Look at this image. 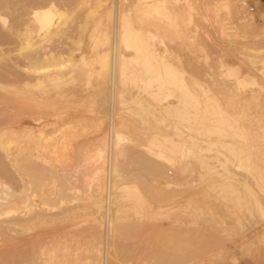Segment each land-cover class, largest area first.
<instances>
[{"label": "rangeland", "instance_id": "rangeland-1", "mask_svg": "<svg viewBox=\"0 0 264 264\" xmlns=\"http://www.w3.org/2000/svg\"><path fill=\"white\" fill-rule=\"evenodd\" d=\"M32 5L16 15L50 13L48 33L0 15V203L44 217L0 230V252L19 237L32 264H264V0ZM38 46L52 63L29 96Z\"/></svg>", "mask_w": 264, "mask_h": 264}, {"label": "bare ground", "instance_id": "bare-ground-1", "mask_svg": "<svg viewBox=\"0 0 264 264\" xmlns=\"http://www.w3.org/2000/svg\"><path fill=\"white\" fill-rule=\"evenodd\" d=\"M30 1L33 4L31 8H41V7L47 6L48 4L52 3V1H55V0H40V1H38V0H30ZM47 9H48V7H47ZM1 14H6V15H9V16H12L13 23L11 25H9V27L6 28V29H7V31L10 34L16 35V37H18V38L20 37L21 32L23 31V30H21V27H23V26H25V28H27V27H30L31 25L34 24V25L37 26L39 32H47V33H48L50 27H52V22H53L52 21L53 20L52 17L53 16L50 15V13H47L45 11L41 12V13H38V12L36 13L34 11H32L30 13L29 12L26 13V12L22 11L21 13H17V15H16L15 0H0V15ZM24 16H26V18H23ZM27 16H31V17L28 18ZM60 18L61 17L59 16V19ZM59 25H60V22H57L55 24V30L58 29ZM4 26H6V25H4ZM124 28L125 27L123 26V29ZM24 31H26V29ZM24 34H26V33L24 32ZM44 37H46V36L44 35ZM35 38L37 39L39 44H40V42H42L44 40L43 37H41V35H39V34H36ZM24 42L27 43V40L24 41ZM27 44H29V43H27ZM135 44H137V43H135ZM22 45H23V43H22ZM31 46H33V45H31ZM31 46L28 45V49ZM41 47H43V45H41ZM41 47L38 46V47L34 48L33 50H29L28 52H26V54L23 55V58H22L25 61L24 64H23L24 65V72H25L24 78L28 80L27 83H25L23 85V89L25 90L24 91L25 93H29V96L31 95L30 94L31 93V89H35L36 88L38 90L39 89L43 90L41 88H43V86L45 84V79H47V74L45 72V69H46V66L48 67V65L50 64L51 61L48 58H51V57L46 58L47 53L43 51V48L45 47V44H44L43 48H41ZM112 48L113 49H112V54H111V60H110V62L108 64V67L104 68V71L100 74L101 76L102 75L103 76L100 77V80L98 81V83L96 85V88H99L101 90V92H103V93H104V91L106 89V84L107 83H110V86L112 88V86L114 84V81H115V78H116V76L118 74V71L120 70L119 67H118L117 60H116V55H115L116 53H115V49H114L115 47L113 46ZM48 62H49V64L47 65ZM106 74H107L108 79L104 80L103 77H105ZM51 79H54V78H51ZM49 82H51V80H49ZM60 82H61V80H60ZM45 85L47 86V84H45ZM12 90L15 91V89H12ZM43 91H44V93L46 92V90H43ZM37 121H39V120H37ZM37 124H39V123H37ZM216 129H218V128H216ZM196 137L198 138V136H196ZM205 140H207V139H204V141ZM195 141H196V139H195ZM32 146H33V144H32ZM34 148L37 149L36 147H34ZM180 152L182 153V151H180ZM137 160L145 168H148L150 170H160V169H157L155 165L151 164L148 161H145V160L140 159V158L137 159ZM157 173H158V171H157ZM17 201L18 202H22V200L6 199V200H4L3 203H0V215L3 212L5 213V211L7 212V211L11 210L13 207H15V204L17 203ZM22 203H25V201L23 200ZM27 207H31V205L29 206V203H27L26 204V208ZM43 215L44 214H42L39 210H34V208H32V207L28 208V210L21 217H15L14 216V218H11V219H8V220H0V230L7 231V232H12V233L16 234L15 236H18V234H21L25 229L28 230L29 228H31L30 226H32V224H34L36 222H41L40 220L42 219V217H44ZM2 217H5V216H2ZM12 238H13L12 247L8 248L7 250H3V251L0 252V264H32V260H33V257H32L33 253L32 252H33V250H34V248L36 247V244H37L36 243V239L35 240H32V239L23 240V239H19V237H12ZM40 257H42V256L40 255ZM36 258H37V256H36Z\"/></svg>", "mask_w": 264, "mask_h": 264}]
</instances>
